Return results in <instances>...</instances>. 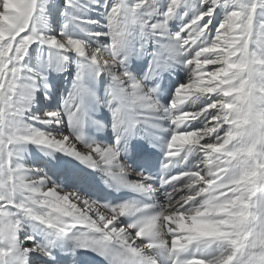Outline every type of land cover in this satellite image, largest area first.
Instances as JSON below:
<instances>
[{"label":"snow or ice","instance_id":"1","mask_svg":"<svg viewBox=\"0 0 264 264\" xmlns=\"http://www.w3.org/2000/svg\"><path fill=\"white\" fill-rule=\"evenodd\" d=\"M0 264H264V0H0Z\"/></svg>","mask_w":264,"mask_h":264}]
</instances>
